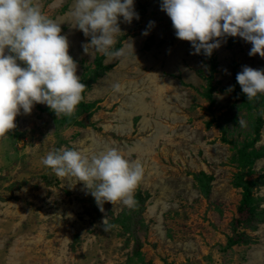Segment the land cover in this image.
I'll use <instances>...</instances> for the list:
<instances>
[{
	"label": "rangeland",
	"instance_id": "374dc122",
	"mask_svg": "<svg viewBox=\"0 0 264 264\" xmlns=\"http://www.w3.org/2000/svg\"><path fill=\"white\" fill-rule=\"evenodd\" d=\"M38 2L61 23L87 88L72 117L36 104L0 141V264H264V96L248 102L236 80L264 58L240 37L192 54L161 0H134L139 19L120 18L113 50L124 55L85 53L74 0ZM61 147L140 161L136 206L102 213L82 182L42 164ZM248 186L254 215L240 208Z\"/></svg>",
	"mask_w": 264,
	"mask_h": 264
},
{
	"label": "clouds",
	"instance_id": "9594fccd",
	"mask_svg": "<svg viewBox=\"0 0 264 264\" xmlns=\"http://www.w3.org/2000/svg\"><path fill=\"white\" fill-rule=\"evenodd\" d=\"M160 9L171 19L176 38L190 42L192 54L210 57L222 39L240 37L252 45L250 56L264 58V0H161ZM71 16L74 28L90 37L83 45L85 53L90 45L112 58L125 54L124 49L113 50L123 33L120 18L128 24L139 19L134 0H74ZM61 32V23L44 13L38 0H0V141L9 139L21 111L28 115L42 104L57 117H72L84 100L87 86L77 75L78 64ZM236 80L248 102L264 96V69L243 66ZM113 89L118 92L121 85ZM238 124L246 126L240 116ZM42 164L58 178L82 182L102 213L105 203L128 208L137 204L143 165L115 148L89 156L61 147L43 157ZM102 226L104 231L115 227L106 216Z\"/></svg>",
	"mask_w": 264,
	"mask_h": 264
},
{
	"label": "trees",
	"instance_id": "16d2710c",
	"mask_svg": "<svg viewBox=\"0 0 264 264\" xmlns=\"http://www.w3.org/2000/svg\"><path fill=\"white\" fill-rule=\"evenodd\" d=\"M263 122H264L263 118L261 117V119L259 120L258 125H257V132L260 131L261 127L263 126ZM251 195H252V189H251V187L248 186L247 190L245 192L244 201L241 204L240 208L243 211L247 210V212H249L250 215H254L255 214V208L252 207V202L250 201Z\"/></svg>",
	"mask_w": 264,
	"mask_h": 264
}]
</instances>
